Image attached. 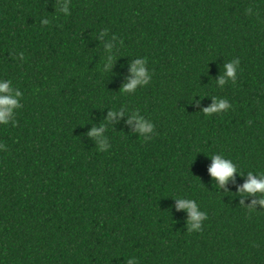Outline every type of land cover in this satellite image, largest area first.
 <instances>
[{
    "label": "trees",
    "instance_id": "trees-1",
    "mask_svg": "<svg viewBox=\"0 0 264 264\" xmlns=\"http://www.w3.org/2000/svg\"><path fill=\"white\" fill-rule=\"evenodd\" d=\"M62 3L0 0V78L23 93L16 126L0 124V264H264V208L236 194L264 172V0H70L67 16ZM137 57L153 79L125 94ZM197 94L232 107L205 115ZM122 107L155 133L133 134L126 115L102 152L88 132ZM221 153L245 174L224 190L208 172ZM179 197L207 213L202 231H187Z\"/></svg>",
    "mask_w": 264,
    "mask_h": 264
},
{
    "label": "clouds",
    "instance_id": "clouds-1",
    "mask_svg": "<svg viewBox=\"0 0 264 264\" xmlns=\"http://www.w3.org/2000/svg\"><path fill=\"white\" fill-rule=\"evenodd\" d=\"M56 11L63 13L66 16L70 15V0H63V3L58 9H56ZM248 11L251 12V9ZM41 23L46 25L49 24L50 21L45 18L42 19ZM100 40L104 44V50L107 53L104 61V71L112 72L117 60L113 51L116 44L112 41H104V33H101ZM112 40L115 41L116 37H113ZM119 43L122 44L123 42L120 41ZM19 59H24L23 52L19 54ZM148 64L147 57H137L132 59V62L128 65L129 75L123 83L120 91L125 94H132L135 93L138 88L149 85L153 79L154 73L150 70ZM239 69L240 60L238 58L225 62L221 68V75L216 79L217 85L223 88L229 83V81L235 84L238 78ZM205 97H209L212 100L210 106L202 109V112L205 115L226 112L232 107L231 103L226 98L207 95H205L204 98ZM22 99L23 93L19 87H16L13 84L12 79L0 78V124L4 126H8L9 124L13 127L16 126L17 112L23 108ZM203 99L201 98L200 101ZM200 101H195L197 107H199ZM126 115L128 117L126 122L132 126L133 134L144 139H151L152 135L155 133V124L144 115H141L139 110L129 112L124 107L119 110L111 109L108 111L105 120L99 125H93L88 132V136L95 140L100 151H107L110 148L106 136L108 124L111 123L114 125L113 122H119ZM105 121L107 123H105ZM6 150L7 146L0 143V151ZM209 157L211 158L212 163L208 168V172L213 178L214 186L218 187L220 190L227 189L228 184L234 181L237 175L242 178L245 177V174L239 169L237 164L224 154H214ZM236 194L244 199L250 197L253 198L251 204L247 205L250 209L255 210L257 205L264 208V172L253 173L249 171L245 182L237 188ZM173 199L175 200L176 211H186L188 214L186 221L187 231H202L203 224L208 217L207 213L201 209L198 202L195 199H189L186 197ZM244 199L241 200V204L244 203ZM127 264H139V261L135 256H131L128 258Z\"/></svg>",
    "mask_w": 264,
    "mask_h": 264
}]
</instances>
